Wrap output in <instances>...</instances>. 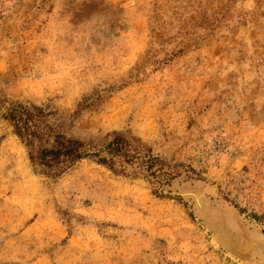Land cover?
<instances>
[{
	"label": "rangeland",
	"instance_id": "1",
	"mask_svg": "<svg viewBox=\"0 0 264 264\" xmlns=\"http://www.w3.org/2000/svg\"><path fill=\"white\" fill-rule=\"evenodd\" d=\"M0 89L181 165L53 180L0 119V264H264V0H0Z\"/></svg>",
	"mask_w": 264,
	"mask_h": 264
},
{
	"label": "trees",
	"instance_id": "2",
	"mask_svg": "<svg viewBox=\"0 0 264 264\" xmlns=\"http://www.w3.org/2000/svg\"><path fill=\"white\" fill-rule=\"evenodd\" d=\"M99 99L86 98L78 110L68 115L51 102L13 100L0 89V119L25 147L31 167L41 175L58 180L81 161L89 160L116 175L155 179L153 193L163 198L165 187L180 177L181 165L154 155L130 132L112 131L86 140L74 136L81 111Z\"/></svg>",
	"mask_w": 264,
	"mask_h": 264
}]
</instances>
